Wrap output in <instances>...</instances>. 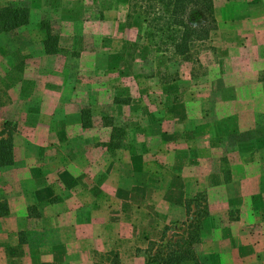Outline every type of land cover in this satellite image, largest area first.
I'll list each match as a JSON object with an SVG mask.
<instances>
[{"label": "crops", "instance_id": "0c3cea01", "mask_svg": "<svg viewBox=\"0 0 264 264\" xmlns=\"http://www.w3.org/2000/svg\"><path fill=\"white\" fill-rule=\"evenodd\" d=\"M223 1L224 14L235 18L239 13L242 17L237 24L226 25L224 32L240 35L246 49L258 53L256 61L250 62L256 67L255 74L232 73L230 69L220 74V92L211 83L197 88L186 81V76H179L177 87L171 90L161 77L150 76V87L143 95L149 102L139 95H123L127 101H120L115 99V90H96L97 100L98 96L103 98L100 113L89 105L88 91L79 103L67 97L69 91L66 95L55 88L27 94L41 99L20 111L19 125L12 124L24 146L21 154H16L14 174H7L15 175L14 183L0 185L9 208L8 215L0 218V264H98L96 256L100 255H113L115 263V251L121 256V264H144L141 256H136V249L143 248L138 241L147 245L156 241L164 225L183 218L187 204L199 200L201 193L206 195L209 216L220 223L209 236L201 238L200 261L264 264V215L259 213L264 205L257 201L264 194L259 185L261 172L253 177L245 174L241 179L236 164L222 166V161L224 165L231 158L222 152L225 147H220L230 138L227 129L233 125L239 130L247 127L241 118L250 110L240 105L233 113L237 120L228 118L229 95L242 97L250 92L257 100L251 110L264 113V0ZM250 63L246 60L247 66ZM133 79L122 80L136 86ZM188 79L192 81L190 73ZM115 84L123 86L121 82ZM216 92L225 99L213 109L217 118L208 116L205 125L196 117L198 102L201 98L202 102L214 100ZM106 94H112L111 98ZM138 99L144 104L138 105ZM147 105L154 111L152 120L137 114ZM85 108L90 111L86 127L81 119ZM125 112L136 113L146 124L138 139L127 141L129 149L109 150L113 126L110 121L100 122L107 117L125 120ZM203 129L206 134L201 133ZM132 131L128 128L130 134ZM233 200L241 203L240 219L230 220L228 216ZM217 207L220 212L215 211ZM31 221L40 229L35 233L46 232L54 241L22 242L24 235L36 236L28 231ZM221 252L222 260L216 257ZM131 255L133 258H128Z\"/></svg>", "mask_w": 264, "mask_h": 264}, {"label": "rangeland", "instance_id": "374dc122", "mask_svg": "<svg viewBox=\"0 0 264 264\" xmlns=\"http://www.w3.org/2000/svg\"><path fill=\"white\" fill-rule=\"evenodd\" d=\"M215 3L216 29L210 33V40L194 45L192 48L193 61H181L170 53L164 41L165 37H161L160 33L147 26L143 17L134 14L131 17L128 16L130 14L129 0H0V7L5 4L13 7L25 6L30 11L27 26L0 36V139L2 135L10 137L14 153L13 165L0 167V185L6 187L7 184L15 181V175L8 176L7 174L14 172L16 154H21L24 144L19 140L17 127L12 124L13 122L20 124V111L26 105L39 104L41 99L39 95L31 98L28 97L30 95L27 96L32 90L38 89L44 92L49 88H55V90L64 91L66 95L69 91L71 95L67 97L73 98L78 103L84 99L82 94L88 91L91 93L89 105L94 106L95 110L100 113L99 108L103 105V98L98 96L97 100L96 90L97 93L104 89L106 93L107 89L115 90V99L120 101H127L123 95H131V97L139 95L149 102V99L143 95L144 90L150 87L147 84L150 76L161 77L164 84H169L168 88L171 90L177 87L175 82L180 80L179 76H186V81L197 88L207 87L211 83L219 91L221 88L220 74L229 73V69L232 73L246 72L249 75L253 72L255 74L256 67L250 62L252 59L256 61L258 51L256 49L248 51L240 35L224 32L226 25L237 24L242 18L241 15L237 13L235 18H231L223 12V0H215ZM41 21H48L53 33L59 35L62 48L60 54L56 56L44 54L41 42L44 33L38 28ZM228 41L232 44H228ZM230 51H233L232 55H229ZM246 60L250 63L248 66ZM189 73L192 81L188 79ZM127 77H134L133 81L135 80L136 86H129L126 81L123 82L122 79ZM112 79H115L113 83H111ZM116 82H121L123 86L116 85ZM219 92H216V96L214 95V100H218L216 102L213 99L209 102L206 99L202 102L203 98L199 100L196 117L201 118V122L205 123L209 117L213 119L215 116L212 114L214 107L220 106V100L225 99V95ZM18 95H20V100ZM22 95L25 97H21ZM111 95L106 94V97L111 98ZM139 100L138 105H143L145 101L141 103ZM228 101L230 103L226 106L228 118L237 120L233 113L234 109L240 105L250 110L247 116L241 118L242 123L245 121L246 128L239 130L233 125L232 129H227L230 137L225 139L227 144L221 143L220 140L217 141L216 146L219 147L221 143L220 147H225L221 148L222 152L225 151L231 158L226 160L224 165L222 161V166H229L230 163L236 164L238 177L241 179H244L245 174L253 177L255 173L261 172L259 185L264 190V113L251 110L255 108L257 100L250 95V92L243 94L242 97L229 95L226 102ZM146 111L150 112L146 113ZM123 114L126 115L123 116L125 120L107 117L102 118L100 123L112 121L111 124L122 128L126 142L131 141V137L134 140L138 139L139 134L142 133L141 127L146 124L145 120L138 117L136 113L125 112ZM137 114L152 120L150 115H154V111L147 105L137 111ZM132 116L133 118L130 119ZM235 123L234 121L232 124ZM249 123L253 125L249 126ZM130 127L134 129L131 134L128 132ZM205 130L203 129L201 133L206 134ZM25 150L30 151V147L25 146ZM2 201H6V194L0 193V202ZM257 201L260 205H264V194H261ZM206 202V195L201 193L199 200H195L191 205L187 204L183 218L174 219L164 225L156 241L148 245L144 241H138L143 248L136 249V256H141L144 264H147L151 259H155L157 253L165 255L176 245L181 246L182 244L183 248L190 249L197 255L201 238L209 236L212 228L220 223L215 222V219L209 216ZM240 204L236 200L231 203L232 207L228 209L230 220L240 219L242 216ZM260 210L259 213L263 216L264 207ZM215 211L220 212L221 209L217 207ZM27 228L36 236L27 234L28 237H26L24 235L25 240L20 238L22 242L43 244L54 241L46 232L35 233L40 229L33 221L27 225ZM192 234L193 239H190V242L185 241ZM185 242L187 243L184 244ZM115 255H117L114 258L115 262L121 264L118 251H115ZM223 256L222 252L216 255L220 260ZM96 258L98 264H114L113 255L110 257L100 255ZM128 258H133V255ZM196 258L199 264H204L200 261L201 257L197 255ZM154 264L157 263L154 262ZM250 264H258V262Z\"/></svg>", "mask_w": 264, "mask_h": 264}, {"label": "trees", "instance_id": "16d2710c", "mask_svg": "<svg viewBox=\"0 0 264 264\" xmlns=\"http://www.w3.org/2000/svg\"><path fill=\"white\" fill-rule=\"evenodd\" d=\"M129 17L132 14L143 17V21L154 31L165 37L166 46L170 53L181 61H193L192 48L196 43L209 39L210 33L216 29L213 0H129ZM30 11L25 6L3 5L0 7V36L9 34L27 26ZM38 28L43 31L41 37L43 52L47 56H56L62 52L60 37L53 33L48 21H41ZM163 41V39H162ZM163 41V43H164ZM83 126H89V109L81 110ZM86 123L84 124V121ZM109 120V119H108ZM112 133L109 150L129 149L125 132L122 128L111 125ZM14 163L13 142L10 137L0 139V167H9ZM9 208L6 201L0 202V218L7 216ZM193 239L187 237L185 241ZM185 242L184 244H186ZM117 255H115L116 257ZM157 261V262H156ZM199 264L192 250L176 245L165 255L157 253L155 259L147 264ZM117 264V261L115 262ZM114 263V264H115ZM119 264V263H118Z\"/></svg>", "mask_w": 264, "mask_h": 264}]
</instances>
